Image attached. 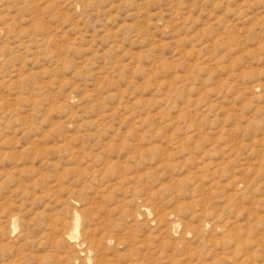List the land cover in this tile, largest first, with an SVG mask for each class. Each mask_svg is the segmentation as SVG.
I'll use <instances>...</instances> for the list:
<instances>
[{
    "label": "rangeland",
    "instance_id": "1",
    "mask_svg": "<svg viewBox=\"0 0 264 264\" xmlns=\"http://www.w3.org/2000/svg\"><path fill=\"white\" fill-rule=\"evenodd\" d=\"M0 264H264V0H0Z\"/></svg>",
    "mask_w": 264,
    "mask_h": 264
}]
</instances>
